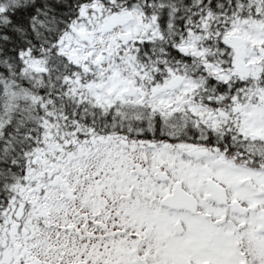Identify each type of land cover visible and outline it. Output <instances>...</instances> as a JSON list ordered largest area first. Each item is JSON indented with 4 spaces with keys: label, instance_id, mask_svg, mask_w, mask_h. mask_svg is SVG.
Returning a JSON list of instances; mask_svg holds the SVG:
<instances>
[{
    "label": "snow or ice",
    "instance_id": "6c2138e0",
    "mask_svg": "<svg viewBox=\"0 0 264 264\" xmlns=\"http://www.w3.org/2000/svg\"><path fill=\"white\" fill-rule=\"evenodd\" d=\"M0 264H264V0H0Z\"/></svg>",
    "mask_w": 264,
    "mask_h": 264
}]
</instances>
